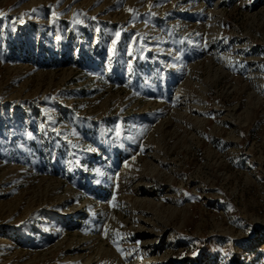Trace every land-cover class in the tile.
Instances as JSON below:
<instances>
[{
    "label": "rangeland",
    "instance_id": "1",
    "mask_svg": "<svg viewBox=\"0 0 264 264\" xmlns=\"http://www.w3.org/2000/svg\"><path fill=\"white\" fill-rule=\"evenodd\" d=\"M0 264H264V0H0Z\"/></svg>",
    "mask_w": 264,
    "mask_h": 264
},
{
    "label": "snow or ice",
    "instance_id": "2",
    "mask_svg": "<svg viewBox=\"0 0 264 264\" xmlns=\"http://www.w3.org/2000/svg\"><path fill=\"white\" fill-rule=\"evenodd\" d=\"M33 11H35V10H33ZM117 35V37H119V33H117L116 34ZM113 44H115V40L113 41ZM248 231H251V229L249 228V229H247ZM194 255H195V253H194Z\"/></svg>",
    "mask_w": 264,
    "mask_h": 264
}]
</instances>
